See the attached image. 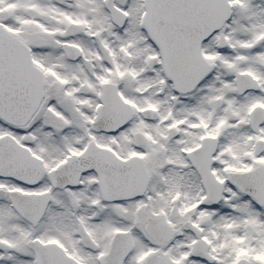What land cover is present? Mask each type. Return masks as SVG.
<instances>
[{"label": "snow or ice", "instance_id": "1", "mask_svg": "<svg viewBox=\"0 0 264 264\" xmlns=\"http://www.w3.org/2000/svg\"><path fill=\"white\" fill-rule=\"evenodd\" d=\"M0 264H264V0H0Z\"/></svg>", "mask_w": 264, "mask_h": 264}]
</instances>
